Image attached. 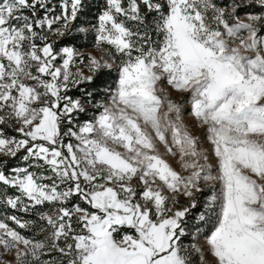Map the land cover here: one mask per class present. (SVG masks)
Listing matches in <instances>:
<instances>
[{"label":"snow or ice","instance_id":"6c2138e0","mask_svg":"<svg viewBox=\"0 0 264 264\" xmlns=\"http://www.w3.org/2000/svg\"><path fill=\"white\" fill-rule=\"evenodd\" d=\"M0 264H264V0H0Z\"/></svg>","mask_w":264,"mask_h":264}]
</instances>
